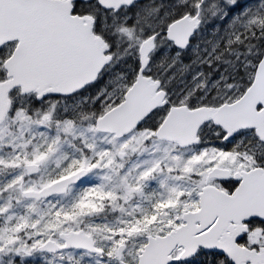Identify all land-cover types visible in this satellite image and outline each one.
Segmentation results:
<instances>
[{
    "label": "snow or ice",
    "instance_id": "1",
    "mask_svg": "<svg viewBox=\"0 0 264 264\" xmlns=\"http://www.w3.org/2000/svg\"><path fill=\"white\" fill-rule=\"evenodd\" d=\"M0 264H264V0H0Z\"/></svg>",
    "mask_w": 264,
    "mask_h": 264
}]
</instances>
